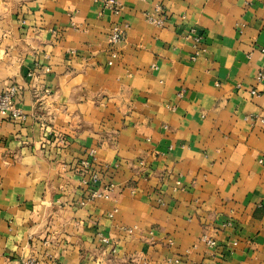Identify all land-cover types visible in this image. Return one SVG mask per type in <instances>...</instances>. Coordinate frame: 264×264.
Segmentation results:
<instances>
[{"label":"crops","instance_id":"0c3cea01","mask_svg":"<svg viewBox=\"0 0 264 264\" xmlns=\"http://www.w3.org/2000/svg\"><path fill=\"white\" fill-rule=\"evenodd\" d=\"M110 1L0 0V264H264V0Z\"/></svg>","mask_w":264,"mask_h":264},{"label":"built area","instance_id":"2783aa9c","mask_svg":"<svg viewBox=\"0 0 264 264\" xmlns=\"http://www.w3.org/2000/svg\"><path fill=\"white\" fill-rule=\"evenodd\" d=\"M104 8L110 10L115 16H119L122 11L121 5L116 1L105 0ZM101 14H104V11H102ZM147 20L151 24L157 27H163L165 24L164 16H160V15L159 16L147 15ZM192 34H194L193 37L194 53L191 59L195 61L202 52L203 37L197 35L195 30H192ZM124 41H125V33L123 32L121 27H119L118 25H114L109 36V42L111 46L110 61L108 63L109 66H112L114 64V61L118 58L119 53L117 51V47L120 44H122ZM263 78L264 76H261V80H263ZM18 97H19V93L15 88H11L0 95V116L8 113L12 115V117L20 116L19 110L17 109L16 104L14 102ZM90 158L91 160L81 161L80 167L83 171L89 172L92 165H94L95 163L94 151L90 152ZM98 181H99V177L97 173H92L88 179L83 180V184L88 188V191L90 193V200L105 198L107 197V192L112 191L114 188L113 185H110L109 187H106L103 190L93 189V187L97 185ZM84 203L85 202H82L81 205H84ZM225 226L230 228L232 225L231 223H227ZM102 241L105 244H109L108 239L103 238ZM202 241L206 243V245H208L209 247L215 246V242L206 235L202 237ZM175 263L179 264V261H175ZM23 264H40V263L35 259H28Z\"/></svg>","mask_w":264,"mask_h":264}]
</instances>
